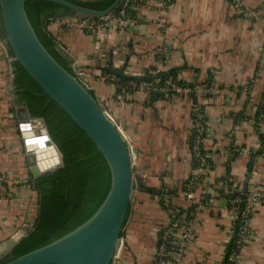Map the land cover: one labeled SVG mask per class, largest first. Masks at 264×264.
<instances>
[{
  "label": "crops",
  "instance_id": "0c3cea01",
  "mask_svg": "<svg viewBox=\"0 0 264 264\" xmlns=\"http://www.w3.org/2000/svg\"><path fill=\"white\" fill-rule=\"evenodd\" d=\"M243 2L253 13H237L230 0H141L122 27L104 25L102 18L95 19L101 22L97 33L81 28L74 17L50 24L79 69L116 78L121 76L104 67L139 74L163 67L185 82L180 86L212 88L151 101L140 86L120 91L109 79L94 80L95 96L132 137L138 149L135 171L146 184L131 203L118 264H158L161 231L169 223L160 202L165 187L177 189L174 205L192 209L184 253L165 264H226L237 219L226 191H257L264 199V113L258 117L264 106V0ZM9 60L0 44V244L30 224L27 215L34 204L22 110L6 91ZM196 107L206 122L204 148L212 167L204 166L193 199L182 187L196 172L190 151ZM198 196L204 202H193ZM248 228L237 264H264V200Z\"/></svg>",
  "mask_w": 264,
  "mask_h": 264
},
{
  "label": "water",
  "instance_id": "95a60500",
  "mask_svg": "<svg viewBox=\"0 0 264 264\" xmlns=\"http://www.w3.org/2000/svg\"><path fill=\"white\" fill-rule=\"evenodd\" d=\"M73 11L72 17H105L116 13L125 0H115L108 8L98 10L73 0H52ZM26 0H0V44L5 49L9 72L11 97L14 103L15 84L13 61H17L43 91L55 100L88 134L106 159L110 172L109 191L96 212L85 222L63 236L28 251L3 264H118L122 246V230L135 194L144 180L135 171L131 136L119 127L118 119L101 104L91 89L76 76L80 67L62 45L58 47L72 59V71L59 63L38 37L25 8ZM109 72L126 79L141 81L149 74L129 73L125 68L111 65ZM19 114L21 137L24 142L30 183L39 175L60 166L65 160L58 143L51 136L45 119L32 116L26 106ZM35 225V220L23 226L0 244V257ZM227 258V252L226 256Z\"/></svg>",
  "mask_w": 264,
  "mask_h": 264
},
{
  "label": "trees",
  "instance_id": "16d2710c",
  "mask_svg": "<svg viewBox=\"0 0 264 264\" xmlns=\"http://www.w3.org/2000/svg\"><path fill=\"white\" fill-rule=\"evenodd\" d=\"M79 4L90 8L103 10L108 8L115 0H73ZM141 0H129L126 11L133 15L132 6ZM25 8L28 17L44 46L55 57V59L72 71V59L66 52L62 51L54 39L48 33L49 24L58 20L72 17L73 11L68 7L52 0H26ZM99 17H94L97 19ZM0 28L2 21L0 18ZM13 81L15 84L14 103L19 106H26L32 116L43 117L53 139L58 143L64 156L65 164L55 170L43 175H39L30 183L34 191L36 206L30 210L34 215L35 225L29 233L23 236L6 254L0 257V264H3L15 257L22 255L35 248L43 246L53 240L63 236L90 218L98 209L106 197L111 183V172L109 165L103 154L97 149L93 140L75 122V120L53 99H51L28 72L17 62L13 61ZM142 81H150L154 75ZM158 76L160 82L164 84L167 79L173 83L182 85L185 82L179 80L173 71L159 68ZM122 80H128L122 77ZM193 85V84H192ZM91 92L94 91L91 89ZM150 100L164 98L165 96L158 91H148ZM169 97L176 94L170 91ZM167 96V97H168ZM264 113V106L259 111L258 117ZM260 119V118H259ZM264 121V115L261 117ZM191 146V139H190ZM205 155L204 166L212 167V160L207 150L203 147ZM197 161L193 158V168L197 167ZM202 179L194 178L191 174L183 183V191L187 192L190 188H196L197 183ZM250 191V190H248ZM177 189L164 188L160 194V202L163 209L169 214V223L177 220L180 227H184L186 221L191 217L192 209L184 210L173 204ZM171 194L168 202L165 195ZM229 205L236 208L237 219L234 224L233 237L227 245L226 264H232L229 259L231 254L239 251L237 246L238 232L243 224L242 210L246 205V196L242 193L227 190L226 194ZM239 201H233L236 196ZM181 216H184L183 219ZM31 223V222H30ZM168 225L161 231V242L163 233ZM246 242L244 240L243 244ZM160 255L158 254V258Z\"/></svg>",
  "mask_w": 264,
  "mask_h": 264
},
{
  "label": "built area",
  "instance_id": "2783aa9c",
  "mask_svg": "<svg viewBox=\"0 0 264 264\" xmlns=\"http://www.w3.org/2000/svg\"><path fill=\"white\" fill-rule=\"evenodd\" d=\"M235 11L239 14H250L252 11L248 10V8L245 6L243 0H230ZM129 4V0H125L124 5L116 12L110 15H107L105 17H102L103 22L102 24L106 25V23H110V25H117L121 26L124 24V20L129 18L130 13L126 11V6ZM139 7V5H133L132 8L136 10ZM253 13V12H252ZM74 20L78 23V25L81 28H85L90 31L98 32L101 26L100 21H96L93 18H75ZM106 21V23H105ZM48 33L51 34L57 43L62 45L66 50H68L64 43L61 41V39L50 29V24L48 28ZM76 76L79 78L86 86H88L90 89H94V80L97 78L105 79V80H111L114 82L115 87L120 91H126L130 88L134 87H142L146 91H158L162 93L165 97H167L170 93V91H176V92H189L193 90H204L205 92H212V88H201L200 85H194L189 87H183L178 84L173 83L170 79H167L164 84H161L160 86L157 85L160 82V78L158 76L159 68H152L148 73L154 75V78L150 81H137L135 79H128V80H122L121 77H112L109 74H92L88 72L85 69H76ZM193 130L191 133V146L190 151L192 156L195 158V160L198 162L196 167V172L193 174L194 178L201 177V172H203L204 169V162H205V155L203 154V147H204V141H205V135H206V122L204 120V116L201 113L199 107H196L194 112V118H193ZM121 128V126L119 125ZM263 141H264V131L262 132ZM187 192V196L189 198L194 199V193L193 190L190 188ZM242 194L246 196V205L245 208L242 210V217L243 224L240 227V230L238 232V240H237V246L241 248L243 245L244 240H247L249 228H248V221L255 210V207L264 199L258 194L257 191H243ZM4 196H0V201H2ZM6 198V197H5ZM171 198V194L165 195V201L168 202ZM204 196H198L196 197L195 203H202L204 202ZM233 201H239V196L237 195ZM183 219V216H181ZM180 224L177 220L172 222L168 227L166 228L165 232L163 233V241L159 245L158 248V254L160 257L157 259L158 264H165L169 261H176L179 259L182 254L184 253V250L186 248L188 239H189V233H190V223L185 224L183 227L182 233L180 236L177 234L179 230ZM228 257V254H227ZM229 259L233 261L232 264H237V255L231 254L229 256Z\"/></svg>",
  "mask_w": 264,
  "mask_h": 264
},
{
  "label": "rangeland",
  "instance_id": "374dc122",
  "mask_svg": "<svg viewBox=\"0 0 264 264\" xmlns=\"http://www.w3.org/2000/svg\"><path fill=\"white\" fill-rule=\"evenodd\" d=\"M33 199V198H32ZM32 202H34V204L32 205V208H34L36 205H35V200L33 199L32 200ZM35 205V206H34ZM27 218H28V220L32 223L33 221H34V215L32 214V212L31 213H29L28 215H27Z\"/></svg>",
  "mask_w": 264,
  "mask_h": 264
}]
</instances>
